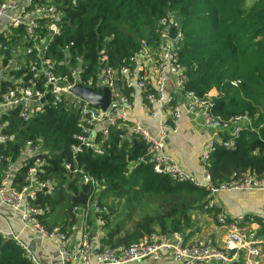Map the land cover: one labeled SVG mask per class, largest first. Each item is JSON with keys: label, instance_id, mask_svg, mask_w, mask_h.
Instances as JSON below:
<instances>
[{"label": "built area", "instance_id": "1", "mask_svg": "<svg viewBox=\"0 0 264 264\" xmlns=\"http://www.w3.org/2000/svg\"><path fill=\"white\" fill-rule=\"evenodd\" d=\"M62 18L63 10L51 0H0V203L18 211L22 223L33 232L52 240L59 264H128L148 258H170L179 264H264V218L255 227L254 217L231 215L216 199L225 192L264 189V171L234 173L230 179L214 184L206 168L216 146L234 148L241 130L250 127L253 120L249 114L224 120L213 113L215 96L210 92L200 97L186 90L187 73L179 52L184 33L179 21L161 18L156 46L142 47L119 70L103 66L97 78L84 80L82 57L72 67L69 60H64L68 71L63 73L58 71V62L47 56L51 42L61 32ZM174 25L177 32L172 36ZM78 85L92 88L100 95L108 89V106L103 109L91 104L75 91ZM177 94L186 100L194 119L215 135L206 141L200 154L204 165L201 176L189 173L167 152V141L178 131L183 116ZM135 101L140 102L145 118L156 120L155 131L142 119L133 117ZM47 105L64 106L77 115L80 132L71 147L73 160L87 150L102 153L103 142L111 130L120 129L124 137L137 136L146 143L149 162L156 172L205 187L209 192L206 208L213 210L217 226L225 230L221 241L199 236L200 227L194 224L184 232L156 231L129 244L96 249L95 223L105 224L106 211L96 200L95 192L85 193L86 202L74 207L75 220L71 224L47 229L39 215L50 208L36 203L40 191L55 187L53 180L43 178L48 163L45 154L49 153L44 138H28L16 157L4 154L6 142L14 137L7 129L11 115L17 113L28 120L42 113ZM224 133L229 137L225 138ZM65 167L72 170L69 163ZM81 180L84 184H96L86 174ZM0 235L14 238L32 264H42L33 248L13 231L0 227Z\"/></svg>", "mask_w": 264, "mask_h": 264}, {"label": "trees", "instance_id": "2", "mask_svg": "<svg viewBox=\"0 0 264 264\" xmlns=\"http://www.w3.org/2000/svg\"><path fill=\"white\" fill-rule=\"evenodd\" d=\"M51 1L63 10V18L47 56L58 62V71L63 73L68 71L64 60L72 67L82 57L84 80L97 78L103 66L119 70L142 47L156 46L161 18L179 21L184 33L179 52L187 73L186 90L203 97L216 89L219 94L212 107L216 116L229 120L249 114L253 120L241 130L234 148L218 144L211 153L206 168L213 183L246 170L264 171V0ZM10 118L7 129L14 137L4 146L6 156L16 157L28 138L45 140L49 153L43 178L53 180L55 187L40 191L36 203L50 208L39 215L49 230L71 224L73 209L80 204L73 197L94 193L101 185L118 196H130L138 189L161 200L159 208L140 216L129 231L119 225L110 227L105 213L101 249L129 244L156 231L184 232L194 224L193 211L213 215L206 208L208 190L156 172L146 143L137 136L126 138L123 130L112 129L102 153L87 150L73 160L71 147L80 132L74 111L47 105L28 120L17 113ZM66 163L71 164V171ZM84 174L96 184H84ZM22 175L23 171L20 184ZM98 203L104 206L101 200ZM0 264L32 263L14 238L0 235Z\"/></svg>", "mask_w": 264, "mask_h": 264}, {"label": "crops", "instance_id": "3", "mask_svg": "<svg viewBox=\"0 0 264 264\" xmlns=\"http://www.w3.org/2000/svg\"><path fill=\"white\" fill-rule=\"evenodd\" d=\"M210 93L218 96L219 92L212 89ZM177 102L182 109V121L178 131L170 135L167 141V152L173 155L179 164L189 173L201 176L204 165L201 163L200 154L206 141L215 137L212 131L202 127L200 120L194 119L186 107V100L177 94ZM133 117L142 119L153 131L156 130V120L145 118L141 112L139 101H135ZM231 215L246 214L252 216L258 223L264 218V189H249L234 192L221 193L216 198ZM150 213V212H148ZM191 217L194 224L199 225V236L212 237L220 242L225 232L217 226L215 219L207 212L193 211ZM94 222H96L94 220ZM93 241L96 249H101L102 238L106 233L104 225L95 223ZM193 224V225H194ZM192 225V226H193ZM0 227L4 230H11L21 241L33 248L37 258L42 264H59V256L56 246L47 237H42L33 232L30 227L25 226L20 218V213L0 203ZM191 228V227H190ZM188 228V229H190ZM128 264H179L170 258L155 260L152 258L131 262Z\"/></svg>", "mask_w": 264, "mask_h": 264}, {"label": "rangeland", "instance_id": "4", "mask_svg": "<svg viewBox=\"0 0 264 264\" xmlns=\"http://www.w3.org/2000/svg\"><path fill=\"white\" fill-rule=\"evenodd\" d=\"M95 197L104 203L102 208L108 214L110 227L119 225L124 231L131 230L135 220L148 212H154L161 205V200L156 195L142 194L138 189L130 196H118L101 185L95 191Z\"/></svg>", "mask_w": 264, "mask_h": 264}, {"label": "water", "instance_id": "5", "mask_svg": "<svg viewBox=\"0 0 264 264\" xmlns=\"http://www.w3.org/2000/svg\"><path fill=\"white\" fill-rule=\"evenodd\" d=\"M177 32V25L172 26L171 28V35L175 36ZM75 91L78 92L81 96H83L85 99L89 100L91 104L98 108L105 109L110 101V94L109 90L106 89L103 95H100L93 91L92 88L85 87L83 85H78L75 87ZM86 194L80 193L79 195H76L73 197V200L77 203L84 204L86 202Z\"/></svg>", "mask_w": 264, "mask_h": 264}]
</instances>
